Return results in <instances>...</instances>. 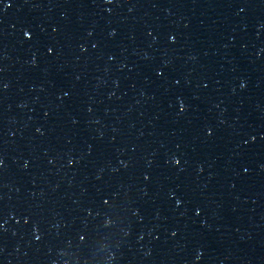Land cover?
Wrapping results in <instances>:
<instances>
[{
	"label": "water",
	"instance_id": "1",
	"mask_svg": "<svg viewBox=\"0 0 264 264\" xmlns=\"http://www.w3.org/2000/svg\"><path fill=\"white\" fill-rule=\"evenodd\" d=\"M0 159V264H264V0H0Z\"/></svg>",
	"mask_w": 264,
	"mask_h": 264
},
{
	"label": "snow or ice",
	"instance_id": "2",
	"mask_svg": "<svg viewBox=\"0 0 264 264\" xmlns=\"http://www.w3.org/2000/svg\"><path fill=\"white\" fill-rule=\"evenodd\" d=\"M108 2L110 3L111 0H108ZM6 6H7V5H6ZM24 35H25L26 37H30V36H31V33H30V31H25V32H24ZM171 39L174 41V40H175V37H171ZM48 51H49V52H52L53 49L49 48ZM177 83H179V81H177ZM241 86L243 87V84H242ZM65 95H68V93H65ZM184 109H185V104L183 103V101H181V102H180V110L183 111ZM209 134H211V130H209ZM253 139H255V137H253ZM69 163H73V161H69ZM175 163L178 165V164H180V161H179V160H176ZM2 165H3V160L0 159V166H2ZM245 171H247V169H245ZM146 179H147V177H146ZM103 202H104L105 204L108 203L107 200H105V201H103ZM181 202H182V201H180L179 199L176 200V203H177V204H180ZM2 226H3V225L0 224V227H2ZM173 235H175V233H173ZM84 238H85V237H83V236L80 237V239H84ZM36 239L39 240V239H40V236H36Z\"/></svg>",
	"mask_w": 264,
	"mask_h": 264
}]
</instances>
